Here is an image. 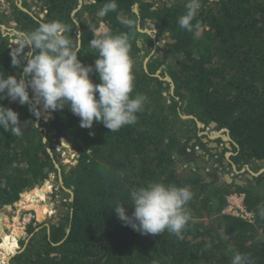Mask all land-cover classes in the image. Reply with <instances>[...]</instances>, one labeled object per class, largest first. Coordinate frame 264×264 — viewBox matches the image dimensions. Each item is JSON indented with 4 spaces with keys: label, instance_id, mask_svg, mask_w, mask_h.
Wrapping results in <instances>:
<instances>
[{
    "label": "trees",
    "instance_id": "16d2710c",
    "mask_svg": "<svg viewBox=\"0 0 264 264\" xmlns=\"http://www.w3.org/2000/svg\"><path fill=\"white\" fill-rule=\"evenodd\" d=\"M39 2L42 16L27 9L26 2L21 7L11 4L16 27L0 31V75L22 71L11 64L17 32L31 30L41 21L67 24L72 29L69 35L81 43L78 58L84 65H94L91 26L104 23L119 34L130 30L118 17L138 18L140 30L130 32L135 76L131 95L141 94L146 100L136 123L118 132H110L102 122L81 127L68 106L51 111L46 123L27 104L7 97L0 101L17 111L24 123L19 137L0 128V208L42 185L50 173L61 183L64 208L55 223L27 225V237L19 239L20 249L9 264H230L236 251L248 255L253 264H264L260 215L264 190L258 188L264 185V171L251 180L255 185L248 186L225 180L215 184L212 178L227 167L258 171L264 166V0H200L193 21L199 27L193 32L177 23L186 11L185 0H162L157 6L156 0H116L117 10L105 16L99 11L106 0ZM144 27H161L173 41L160 45L162 41L154 42ZM90 76L100 82L95 71ZM225 134L229 139L222 138ZM54 137L64 138L77 153L74 164L60 162ZM211 137L222 141V150L209 146ZM190 153L195 156L187 159ZM212 154H218L219 165L212 160V171L206 172L210 181H205L190 162ZM150 182L192 191L185 206L191 219L183 239L167 231L141 235L118 218L112 206L126 203L131 214L133 206L127 203L131 189ZM47 185L35 188L33 195L45 196ZM240 191L255 215L253 222L222 212L226 195ZM36 214L42 218L39 209Z\"/></svg>",
    "mask_w": 264,
    "mask_h": 264
},
{
    "label": "clouds",
    "instance_id": "9594fccd",
    "mask_svg": "<svg viewBox=\"0 0 264 264\" xmlns=\"http://www.w3.org/2000/svg\"><path fill=\"white\" fill-rule=\"evenodd\" d=\"M117 8L116 0H106L99 15L105 16L109 12H115ZM185 8L186 11L178 17L177 23L181 29L193 32L199 27L193 21L198 15L200 0H185ZM118 19L129 32L113 34L106 27L91 26L93 38L89 41V46L96 53L94 65H84L78 58L81 43L79 39H73L69 35L72 29L62 21H41L31 30L18 31L17 47L10 55L12 66H19L22 71L18 70V75H0V101L7 97L11 102L27 104L37 118L42 114L38 106L42 105V109L48 112L68 106L80 118V126L83 128H92L94 122H102L110 132H118L126 125L135 124L136 114L143 110L146 97L141 94L131 95L135 76L130 56V32L139 31L141 22L138 18L131 17L121 16ZM26 47L27 52L24 51ZM93 71L98 75L99 83L92 80L90 73ZM166 76L168 79L169 76ZM23 124L17 111L0 103V128L19 137L23 134ZM227 137L228 134H225L224 139L227 140ZM228 168L216 171L218 179L215 184H221L222 172L224 175L228 174L231 181L235 176L239 181L243 180L242 173L253 179L264 171V166L258 171L246 166V172H243L245 169L237 170L235 166ZM231 194L242 195V203H245V192L240 191L227 194L226 204L227 197ZM192 196L193 193L187 186L150 182L131 189L127 202L133 206L131 214L126 210V203H118L112 207L124 224L141 235L154 236L167 231L178 239H183L182 232L191 219L185 206ZM54 209L50 210L53 212L49 215L54 214ZM260 215L264 217V208L260 210ZM254 216L253 213V219ZM19 239L21 235L16 239L17 248L13 253L0 252V257H3L0 263L9 264V259L20 249ZM230 264H253V261L248 255L236 251L230 256Z\"/></svg>",
    "mask_w": 264,
    "mask_h": 264
},
{
    "label": "rangeland",
    "instance_id": "374dc122",
    "mask_svg": "<svg viewBox=\"0 0 264 264\" xmlns=\"http://www.w3.org/2000/svg\"><path fill=\"white\" fill-rule=\"evenodd\" d=\"M12 1H14V0H0V20H1V23L3 24V27H0V31H3L6 27H9V28H12L11 26L16 27V25H15L16 23L14 21H12V19H11V16H12L11 15V6H12L11 4H12ZM38 1L39 0H33V11H35V14H39V12L41 10L39 8V2ZM88 1L89 0H86V2H88ZM24 4H25V2H24ZM134 10H136L135 6H134ZM84 13L86 14V12H84ZM4 26H5V28H4ZM101 27L104 28L103 26H101ZM144 28H146V27H144ZM146 29H147L148 33H151L152 36L156 37V34H157V29L156 28L153 30V32H152V30L150 28H146ZM161 41L163 43H165L166 39L162 38ZM17 42H18V40L16 39L14 41V46L15 47H17V45H16ZM26 50L27 49L25 48L24 51H26ZM165 79H167L166 75H165ZM29 94H30V96H32L31 90H29ZM38 107H40L41 113H42L39 118L42 121L48 123L49 120L52 118L53 113L52 112H48V111H44L42 109V105L38 106ZM209 133H211V132H209ZM224 136L225 135H222V138ZM214 139H213V137L210 138L211 143H215L222 150L223 149L222 141H219V140L214 141ZM52 140L55 143V148L58 150V158H59L60 162L62 164H74L76 162L77 153H75L73 150H71L69 146H64L62 144V141L65 140V139L62 138V137H60V138H55L54 137ZM211 143L209 144V146L212 145ZM188 150H190V149L188 148ZM224 153H225L224 155L228 154L226 151H224ZM48 179H49V181H48ZM48 179L45 180V181L49 182V185L45 186L46 192H47L46 195H45L46 197L44 196L45 197L44 200L39 198V202H38L41 205L44 204L43 206L40 205L39 208H34L32 205H29V203H28L29 200L27 198H25V197H26L27 193H31L35 188H41L45 184V181L43 182L42 185H37V186L33 187L30 190L22 192L23 194L22 193H21L22 195L20 194L19 199L17 201H15L14 203H12L9 208H3V206L0 208L1 213H2V215L4 217V220L2 222L3 229H2V232L0 231V238H1V234L2 233H9L10 232V227H11L12 224H14V223L17 224V222L20 223L22 217L26 213H29V212H31L35 216L34 219H33L35 222H30L33 225H35L36 222L37 223L38 222L55 223L58 220L59 211L64 209L63 206L61 205V202L63 201L61 199L62 194L60 193L59 188H58V186L61 183L58 182V180H57V178H56L54 173H50ZM262 183H264V182L262 181ZM55 192H57V193H55ZM54 194H56L57 196H54ZM23 197H24V199H23ZM45 201H49L50 202L49 204L51 206H53V209L55 207L53 215H49L50 214V210H51L50 208H48L47 211H46V208H47V206L49 204L47 202L45 203ZM24 204H26V205H24ZM45 204H47V205H45ZM20 205H22V206H20ZM36 209H41V210H39V212H41V215H42L41 219L37 218ZM15 216L18 217V219H16V221H14ZM251 220L254 221L255 219L252 218ZM30 223H28V224H30ZM28 224H26V225L21 227V230L19 231L21 233V238L22 237H24V238L27 237L26 228H27ZM260 236L262 237L261 233H260ZM0 252L2 253L1 250H0Z\"/></svg>",
    "mask_w": 264,
    "mask_h": 264
},
{
    "label": "bare ground",
    "instance_id": "6f19581e",
    "mask_svg": "<svg viewBox=\"0 0 264 264\" xmlns=\"http://www.w3.org/2000/svg\"><path fill=\"white\" fill-rule=\"evenodd\" d=\"M25 198H27L29 200L28 201L29 205H32L34 208H39L40 207L41 204L38 203L39 202V198L44 200L41 195H36L35 196V195L32 194V192L31 193H27ZM23 199H24V197H23ZM24 205H26V204H24ZM20 206H22V205H20ZM3 220H4V217H3L2 213H1L0 214V231L1 232H2V229H3V224H2ZM19 230H20L19 227H17L14 224L13 226L10 227V232L9 233H2L1 234L0 250L2 251V253L11 254V253H13L15 251V249L17 248L16 236L19 233Z\"/></svg>",
    "mask_w": 264,
    "mask_h": 264
},
{
    "label": "built area",
    "instance_id": "2783aa9c",
    "mask_svg": "<svg viewBox=\"0 0 264 264\" xmlns=\"http://www.w3.org/2000/svg\"><path fill=\"white\" fill-rule=\"evenodd\" d=\"M242 200H243L242 195H238V194L229 195L227 197V204L222 210V212L225 214L238 216L244 220H248L252 222L251 219L253 218V213L245 207V205L242 203ZM52 212L53 211H50V213ZM34 217L35 216L31 212L26 213L20 221L21 226L30 223L34 219ZM0 264H3V262H1Z\"/></svg>",
    "mask_w": 264,
    "mask_h": 264
},
{
    "label": "flooded vegetation",
    "instance_id": "af4514ba",
    "mask_svg": "<svg viewBox=\"0 0 264 264\" xmlns=\"http://www.w3.org/2000/svg\"><path fill=\"white\" fill-rule=\"evenodd\" d=\"M156 28V27H155ZM157 29V34H156V37H154V36H152L151 35V37H152V39L154 40V42H156V40H161L162 38H163V36H166V38H164V39H166V41H167V34H166V30H164L163 31V29L160 27V28H156ZM152 32H153V30H152ZM158 37H160V38H158ZM163 44H165V43H163V42H160V45H163ZM218 150H220V149H218ZM212 155L215 157V158H213L212 157ZM211 156H209V155H204L203 156V159H200V158H197V159H195V161H193V163H194V166H196V167H198V168H201V167H204V168H206L207 169V165L209 164V162H210V160L212 159V160H214V163L216 164V166L217 165H219V161L217 160V155L218 154H212ZM205 160H207V161H205ZM197 161H203L204 163H205V165L203 166L202 164H201V162H199V166L197 165ZM221 171H222V169H220ZM224 172H222L221 174H220V182L221 183H223L224 182V180H225V178H224V174H223ZM236 174V173H235ZM242 174H244L243 175V177H242V179L243 180H239V181H237L238 179H236L235 177H233V180L231 181V182H234V183H236V184H238V185H242V186H248V185H250V183H252L253 185H255L254 184V182L253 181H251L252 179H249V178H247V176H246V173H242ZM241 175V174H240ZM226 181V180H225ZM227 183H231V182H228V181H226ZM238 182H240V183H238Z\"/></svg>",
    "mask_w": 264,
    "mask_h": 264
},
{
    "label": "water",
    "instance_id": "95a60500",
    "mask_svg": "<svg viewBox=\"0 0 264 264\" xmlns=\"http://www.w3.org/2000/svg\"><path fill=\"white\" fill-rule=\"evenodd\" d=\"M158 4L161 5L162 2H161L160 0H157V1H156V6H157ZM135 7H137V3L135 4ZM154 7H155V6H154ZM148 24H149L150 27H154V26H153V23H148ZM166 34H167V41L172 42L173 39L169 36V33L166 32ZM158 38H160V37H158ZM168 80H170L169 77H168ZM198 125H202V124L198 122ZM210 125H211V126H214L215 123L212 122V123H210ZM227 138L229 139V137H227ZM62 144H63L64 146H69L68 144L64 143L63 141H62ZM181 152L184 153V150L182 149ZM194 156H195L194 153H190V154H187V155H186V158L189 159V158H193ZM199 162H201V164H202L203 166L205 165V163H204L203 161H197V165H198V166H199ZM190 164H191V166H193V165H194L193 161H191ZM211 170H212V159L210 160L209 164L207 165V169H204L203 167H201V168H199L198 172H199L202 176H206V172H210ZM252 174H253V173H252ZM224 177L226 178V180H227L228 182H231V178H230V176H229L228 174H225ZM212 178H213L214 181H216V180L218 179V176H216L215 173H213V174H212ZM205 181H210V178L206 176V177H205ZM46 182H47V181H45V183H46ZM238 183H240V182H238ZM260 189H261V187H260ZM10 206H11V204H6V205L3 206V208H9ZM0 214H1V210H0Z\"/></svg>",
    "mask_w": 264,
    "mask_h": 264
},
{
    "label": "crops",
    "instance_id": "0c3cea01",
    "mask_svg": "<svg viewBox=\"0 0 264 264\" xmlns=\"http://www.w3.org/2000/svg\"><path fill=\"white\" fill-rule=\"evenodd\" d=\"M22 2H26L27 3V5L28 6H26L27 7V9H30V10H33V0H14V1H12V3H15V4H17V6H19V7H21L22 6ZM39 2V1H38ZM39 6H40V2H39ZM35 12V11H34ZM40 16H42L41 15V13L39 14ZM101 26H103L104 28L106 27V25L104 24V23H100V25L98 26V28H102ZM223 139H224V137H223ZM259 189H260V187H259ZM260 190H264V185H262L261 186V189ZM48 191V190H47ZM42 197H43V199H45V197H44V195H41ZM50 203L49 201H45V203ZM44 204H42L41 206H43ZM49 208L50 209H52L53 208V206H51L50 204H49ZM39 210H41V209H39ZM14 218V217H13ZM18 217H15L14 218V220L16 221V219H17ZM13 220V219H12ZM15 224V223H14ZM13 224V225H14ZM13 225H11V226H13ZM17 227H19V229L21 230V223H19V222H17V224H15ZM19 230V231H20ZM21 235V234H20Z\"/></svg>",
    "mask_w": 264,
    "mask_h": 264
}]
</instances>
